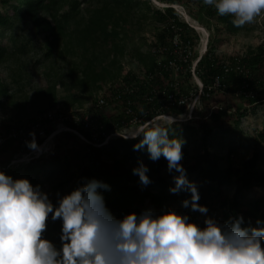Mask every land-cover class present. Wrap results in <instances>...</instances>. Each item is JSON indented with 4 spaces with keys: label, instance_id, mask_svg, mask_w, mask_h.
<instances>
[{
    "label": "trees",
    "instance_id": "obj_1",
    "mask_svg": "<svg viewBox=\"0 0 264 264\" xmlns=\"http://www.w3.org/2000/svg\"><path fill=\"white\" fill-rule=\"evenodd\" d=\"M155 1L184 8L189 4L197 5L201 21L214 20L212 33L215 29L216 34L223 32L235 36L244 29V25L234 26L231 16H219L215 8L205 5L203 0ZM262 18L261 29L264 31V14ZM172 19L182 29V38L196 45L197 33L176 16L175 10L161 9L151 0H0V108L9 111V123L0 124V133L7 135L11 129L29 128L44 121L45 115L54 110L58 93L70 95L75 90L92 98L96 92L102 91L99 96L110 100L118 91L135 82L134 71L123 74L119 68V64L127 61L128 57L137 64V70L151 73L158 59L162 63L170 60V56L165 54L155 56L152 49L155 46H167ZM39 35L44 36L39 49L43 52L41 57L34 60V66L45 64V69L39 82L34 83L24 62H28L29 59H26L30 53L34 52L33 56L37 57L38 49L33 39ZM148 35L154 41H148ZM237 68L242 72L237 71ZM197 70L204 86L211 84L213 79L219 81L215 93L242 101L253 109L264 104L263 43L248 48L245 53L222 57L216 55L210 36L207 54L199 60ZM164 79L171 82V75L164 74ZM153 85L158 88L161 86L159 81H145L142 86L135 84L133 94L127 96L122 93V99L113 101L112 111L100 120L104 132L108 134L119 130L132 117H141L143 111L152 105L145 101L143 95ZM193 86L196 87L190 76L181 80L179 85L183 90ZM27 89L31 90L32 97L26 92ZM97 98H92L93 103ZM79 100L76 95H70L66 101H70L71 106L77 109H67L63 113L89 111V108H82ZM128 102L131 104L128 105ZM30 107L32 117L22 125L19 117L26 115ZM127 108L132 111L131 115L125 114ZM229 108L230 105L216 107L207 121L191 120L186 123L184 131L195 132L191 126H198L202 143L195 159L186 168V173H195L200 196L197 203L208 208V217L227 221L229 217L242 216V228L258 227L257 220L264 222V198L251 204L245 200L244 191L252 187H264V171L259 167L263 160L264 128L253 139L250 159L243 160L236 168L230 164L222 167L220 163L225 160L231 162L236 153L233 142H230L226 147V158H222L220 153L224 148V138L221 135L234 134L235 126L246 115L245 107L235 108L233 113ZM182 113L183 109L180 108L165 112L167 115ZM228 119L234 121L232 129L224 127ZM173 134L177 137L181 135L174 127ZM189 138L191 136L187 134L183 139L188 141ZM139 139L111 138L106 145L97 148L83 143L72 134L63 133L55 138L50 155L32 156L26 163L15 166L9 165L10 161L31 150L25 143L7 140L0 148V170L13 179L26 178L33 186L40 185L42 190L44 184L41 176L62 172L70 167V162L79 161L78 177L73 187L65 188L70 177L52 188L60 196L75 189L81 178H94L110 186V191H98L102 192L106 206L118 218L131 212L139 214L148 208L157 213L161 209L175 208L180 214H187L193 223L202 216L205 218L204 214L192 211L190 206H182L183 200L190 199V193L169 192L174 183L172 174L166 171L167 162L163 157L153 162L148 158L146 146L133 150V145ZM36 142L42 144L41 139H36ZM187 146L186 143L182 146V166L188 155ZM138 161H142L149 169L147 175L151 183L147 186L140 185L138 176L132 173ZM227 189L234 190L231 197L225 195ZM57 193L52 200L54 205L58 199ZM46 225L42 238L59 248L61 221L58 219L53 222L49 214Z\"/></svg>",
    "mask_w": 264,
    "mask_h": 264
},
{
    "label": "clouds",
    "instance_id": "obj_2",
    "mask_svg": "<svg viewBox=\"0 0 264 264\" xmlns=\"http://www.w3.org/2000/svg\"><path fill=\"white\" fill-rule=\"evenodd\" d=\"M203 3L213 6L219 16H231L236 27L264 14V0ZM183 119L180 115L168 116L164 123L145 121L122 138L139 137L134 151L146 146L151 161L166 160L174 183L170 193H190L182 206L204 214V227L174 210L157 213L148 208L118 218L98 191H110V186L94 178H81L68 194L57 193L54 205L40 185L33 186L26 178L13 179L0 170V264H264V226H259L264 222L257 220L258 227L248 228L241 227L242 216L219 222L197 203L198 188L181 164L185 140L173 134L177 120ZM29 136L26 147L41 152L35 133ZM137 163L132 173L140 185L147 186L149 169L142 161ZM49 214L53 222L61 221L59 248L42 238Z\"/></svg>",
    "mask_w": 264,
    "mask_h": 264
},
{
    "label": "built area",
    "instance_id": "obj_3",
    "mask_svg": "<svg viewBox=\"0 0 264 264\" xmlns=\"http://www.w3.org/2000/svg\"><path fill=\"white\" fill-rule=\"evenodd\" d=\"M151 1L156 6L159 5L161 9L173 8L176 12V16L182 19L188 27L197 33L200 39L198 44L200 47L195 49V45L193 46L189 41L184 40L181 36L182 29L177 26L175 20L172 19L169 25V35L171 36L168 37L167 46H155L152 49L155 56L164 54L170 56L169 61L162 63L161 60L158 59L156 61V67L151 73H146L143 69L135 70V82L125 87L121 92L118 91L116 96L108 101L98 96L97 101L87 107L89 111L82 113L71 111L68 114L52 111L45 115L44 121L33 124L29 128H21L20 130L11 129L7 135L0 133V148L7 140L25 143V141L31 139L29 136L30 132L35 133L36 139L42 140V144L40 145L41 148H44L48 139L54 140V138L63 133L72 134L83 143L100 148L106 145L111 138H122L126 136L127 129L131 126L140 127L145 121L161 122L168 116L178 117L180 115H183L184 119L177 120L176 123L197 120V112L199 110L201 111L203 108L201 104L203 102H210L212 96L215 95V89L219 87V81L215 79H213L211 84L204 86L199 77V71L197 70L199 60L207 54L210 35L205 28L201 25L199 26L196 21L192 20L187 15L183 6L161 4L155 0ZM152 40L153 39L148 41ZM237 71L242 72L239 68H237ZM164 74L171 75V82L164 79ZM186 76H190L196 86L195 88L194 86L191 88L184 87L186 90H183L179 87L180 81H183ZM145 81L154 83H158L159 81V84H161L159 88L155 85L151 86L150 91L148 90V92L143 95L145 101L152 105L143 111L141 117H132L130 122L123 123L119 130H113L108 134L105 133L100 120L103 115H107L112 111V102L122 99V93L127 96L133 94L135 92L134 85L142 86ZM116 87L120 88L119 85H116ZM203 98L207 100L203 101ZM130 104L131 103L128 102V105ZM171 108L183 109V113L180 115L165 114V112L169 111ZM214 108L215 105H211L208 111L209 115ZM131 112L129 108L125 110V114L131 115ZM151 115L152 118H149ZM79 129L84 131L85 134H82ZM100 138L104 139L99 141ZM35 156L36 155L33 157Z\"/></svg>",
    "mask_w": 264,
    "mask_h": 264
},
{
    "label": "rangeland",
    "instance_id": "obj_4",
    "mask_svg": "<svg viewBox=\"0 0 264 264\" xmlns=\"http://www.w3.org/2000/svg\"><path fill=\"white\" fill-rule=\"evenodd\" d=\"M200 2L202 0H199ZM159 7V5H157ZM186 8V7H185ZM187 13L189 16H191V19L196 20L207 32L209 35L212 37V44L213 47L216 50V55L222 56V57H227V56H232L235 54H242L245 53V51L248 48H255L260 44H264V31L261 29V23H262V17L263 14L258 16L252 23H248L244 25V29L242 32L238 35H227L226 33L221 32L220 34L215 33V29L212 33L211 29L214 28L215 22L214 20L212 21H201L199 17H202L199 13L198 6L194 4H189L187 8ZM151 35H148V39L151 40L150 38ZM44 36L39 35L37 37H34L33 43L34 46L37 47L38 49V55L37 57H34L33 53H30L27 57L26 60L28 62H24L26 65V71L30 72L32 77L34 78V83H38L39 80L42 77V72L45 69V64L42 65H35L34 66V60L39 57H41L42 52L39 50L42 47V43L44 41ZM211 39V38H210ZM200 42V39L198 38V43L195 45V49L200 47L198 45ZM61 65V63H60ZM119 68L121 69L122 73L125 74L127 71H135L137 70V64L132 61L131 57H128L127 61H124L119 64ZM5 76V74H3ZM26 92L31 95L32 93L31 90H26ZM102 91L96 92L92 98H97ZM70 95H76L80 100L79 102L82 105V108L87 109L88 106H90L93 103V100L91 97H89L86 93L81 94L77 91H72ZM66 93H58L56 97L55 104L53 105V112H59L62 113L64 110H70L74 109L76 110L77 108H74L71 106L70 101H66L69 99V96ZM96 95V96H95ZM34 99V98H33ZM36 100V99H34ZM203 106L202 110L197 112V120L201 121H207L209 118V108L211 105H215L216 107H226L227 105H230V108L228 110L232 111L233 109L238 108V107H245L246 108V115L239 120V124L237 127L235 126V132L234 134H227L225 136H222L223 139V145L224 148L221 150L222 152L220 155L222 156L223 159L226 158L227 154V146L230 142H233L234 144V151H235V156L229 161H223L221 162V166L225 167L227 164L232 165V167L236 168L238 167L243 160L250 159L253 154V139L257 136V134L264 128V104L256 107V108H251L246 106V103H242V101H238L237 99H232L229 96L226 95H220V93H215V95L212 96L210 102H203L201 104ZM72 107V108H71ZM52 112V111H51ZM9 111L8 110H2L0 108V124H6L8 122V117H9ZM32 117V111L31 107L30 109L27 110V114H23L21 117H19L21 120V124H26L27 120ZM17 121V120H16ZM165 120H162L160 123H164ZM187 122H180L181 124H175L173 127L177 128L179 132L181 133L180 137L184 138L187 134L191 136L189 138L190 140L185 141V143L188 145L187 150H188V155L186 156V159L184 160L183 167L186 169L193 160L196 157V154L199 150V147L201 146V132L198 129L197 125L191 126L193 127L195 132H190V131H184L185 127L187 126ZM224 127L232 129L234 127V121L232 119L225 120L224 122ZM139 127L136 126H131L129 129L126 130V134L129 135L133 132L134 129H137ZM55 140V138H54ZM54 140L48 139L46 141V144L44 145V148H42V151L37 153L35 151H30L28 153H23L22 155L15 157L13 161H10L9 165L15 166L21 163H26V161L31 159V156L36 155L35 157H38L40 155H50L52 151V147L54 146ZM264 147V146H263ZM262 147V152H263V160L259 163V167L262 171H264V148ZM183 148V147H182ZM219 150V149H218ZM44 151V152H43ZM47 151V152H45ZM78 167H80L79 161H72L70 162V167L67 170H64L62 172H58L55 174H46L41 176V180L43 182V191L46 192L49 195V199L52 201L56 197V193L58 191H54L52 188L56 187L57 184L60 182H65L67 179L70 177L71 180L66 184L65 188H71L75 184V181L78 177ZM176 174V173H173ZM178 175V174H177ZM187 178L190 181L195 182L196 186L198 184L197 179L194 177L195 173H186ZM173 183V181H172ZM170 192V191H169ZM225 195L231 197L234 193L233 189H227L225 190ZM244 198L246 201L249 203H253L255 201L262 200L264 198V187H252L244 191ZM174 211L177 213H180L177 209L173 208ZM204 216L202 218L197 219L194 223L198 224L200 227H204L203 220ZM219 222H224L220 221Z\"/></svg>",
    "mask_w": 264,
    "mask_h": 264
},
{
    "label": "bare ground",
    "instance_id": "obj_5",
    "mask_svg": "<svg viewBox=\"0 0 264 264\" xmlns=\"http://www.w3.org/2000/svg\"><path fill=\"white\" fill-rule=\"evenodd\" d=\"M200 26V25H199Z\"/></svg>",
    "mask_w": 264,
    "mask_h": 264
}]
</instances>
